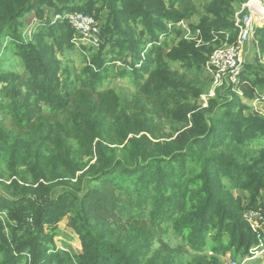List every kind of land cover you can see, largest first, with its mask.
<instances>
[{
	"label": "trees",
	"instance_id": "16d2710c",
	"mask_svg": "<svg viewBox=\"0 0 264 264\" xmlns=\"http://www.w3.org/2000/svg\"><path fill=\"white\" fill-rule=\"evenodd\" d=\"M213 6L214 19L191 26L188 40L182 27L195 0H0V155L9 150L16 166L0 182V264H178L186 248L189 264H225L227 255L264 264L253 258L264 228L247 217L264 226V149L238 158L264 139V114L244 103L264 97V64L246 62L240 83L225 86L233 97L206 108L203 91L171 68L202 71L215 38L236 42L230 4ZM77 12L101 27L79 74L57 57L75 49L77 32L56 17ZM31 14L39 25L27 38ZM128 60L120 75L156 112L101 90ZM169 232L182 247L161 241Z\"/></svg>",
	"mask_w": 264,
	"mask_h": 264
},
{
	"label": "rangeland",
	"instance_id": "374dc122",
	"mask_svg": "<svg viewBox=\"0 0 264 264\" xmlns=\"http://www.w3.org/2000/svg\"><path fill=\"white\" fill-rule=\"evenodd\" d=\"M75 1H79V0H75ZM227 2L230 4V7L234 11L233 22L236 25L238 20L241 19L243 15L246 13L245 6L247 5L248 1L239 3L236 0L233 1L226 0V3ZM262 2L264 4L263 0ZM215 3L216 0H195V10L192 13L191 17L189 18V20L185 22L184 26L182 27L186 39L190 40L191 38V34L189 32V28L191 26L198 27L205 20L212 21L214 19L212 10L219 8V6L217 7L213 6ZM27 23L28 26L24 30V35L27 38H31L38 30L39 21L36 19L35 14H31L27 19ZM103 23L104 22H102V25ZM98 26L101 29L99 22H98ZM261 29L264 31V25H262V28L258 30L256 35L252 39L250 45L246 46L244 51L245 56L243 62H253L255 59H258L262 65L264 64V49L260 47V43H259L262 37V34L260 33ZM238 36H239V32H238ZM238 36H237V40H238ZM226 38L230 40V34H227ZM179 40L180 38L178 39L176 35L172 36L171 38H168L166 41L168 45L167 49H171L173 46H176L177 45L176 43H178ZM236 42L232 44H235ZM74 43H75L74 50H71L69 52L66 51L63 55L58 54L57 57L59 60H62L68 66H71L72 69L79 74L85 69V67H87L91 59V56L94 53H97L99 47L92 46V44L89 43V41H83V39L81 40L78 37L75 38ZM198 44L202 45V41H200ZM225 44H227L226 41L224 42L220 38H215L213 40V43L210 44V47L212 49L215 48L216 50L218 48L223 47ZM149 47L150 46H148L147 49ZM130 63L131 60H128V61L118 62L116 63L115 66H112L111 74L108 80L105 81L104 86L101 88V90L113 89L123 101L141 103L145 105V110L148 111L149 113H151L150 111L156 112L157 109L153 100L141 94L139 86L137 85V83H135L134 78L129 75L126 76L120 75V72L126 69ZM171 68L174 73H176L178 76L182 78L183 82L186 85L190 84L192 88L202 90L203 91L202 96H205V94L209 93L211 89L212 80L209 74L207 73V71L205 70V67H203L202 71L196 70V68L189 70L182 64L174 63L172 64ZM16 71L21 72V68L18 67ZM3 87L4 85L0 84V94ZM202 96L200 97L198 104L199 106L206 108L208 107V104L212 99H208V103L206 104V101L202 98ZM232 97L233 96H231V93L230 94L228 93V88L221 87V89L217 91L216 97L213 99L218 98L219 104L222 105L223 103L226 102L225 100H229ZM244 103L247 104L249 107H251L254 113L264 114V97L261 98L260 100H254V101H249V100L246 101L245 99ZM164 128H165V133L171 135L174 132L175 126H173L171 123H167L166 121H164ZM262 149H264V139L257 140L254 143L246 144L242 149V153L241 152L238 153L239 156L238 158L240 159V161L244 162L249 158L255 157ZM1 153L2 155H0V182L10 183L9 180L11 178V173L14 172L13 169L16 166L11 160L9 150H3ZM22 169H26V168L25 167L16 168V170L18 171ZM61 190L62 187L58 188L57 193H60ZM0 193H2V186H0ZM261 202L264 203L263 196L261 197V199H259V203ZM253 224L259 230H261L262 227L264 228V226L260 224L258 220L253 221ZM63 231L64 228L62 227V232ZM161 241L167 243L172 248L182 247L180 241L177 240L176 236L171 232H169L168 234H164L161 238ZM159 246L160 243L156 242L155 247H159ZM61 247L65 249L67 248L65 245L62 244V242H61ZM186 249H183L181 254L182 258L179 259L178 264H189L192 261V253L189 252L188 249L187 250ZM257 250L258 251L254 253L253 258H255L256 260L258 259L262 260V262L264 263V247L261 250L259 249ZM250 260L249 262L243 261L241 264H253L254 260L252 261ZM223 262L225 264H233L234 261L230 255H227L225 258H223Z\"/></svg>",
	"mask_w": 264,
	"mask_h": 264
},
{
	"label": "built area",
	"instance_id": "2783aa9c",
	"mask_svg": "<svg viewBox=\"0 0 264 264\" xmlns=\"http://www.w3.org/2000/svg\"><path fill=\"white\" fill-rule=\"evenodd\" d=\"M264 1V0H263ZM246 13L238 20L236 26L239 29L238 40L235 44H225L216 49L205 65V70L209 74L212 83L208 94L202 98L208 103V99L216 97V93L221 87L238 85L240 75L246 62L244 61V51L250 45L252 39L262 25H264V4L262 0H250L245 6ZM56 19L67 20L76 30L77 37L83 41H89L92 46H100V29L97 20L85 13H70L64 17L57 16ZM258 214L248 213V220L253 223ZM254 249L253 252H257ZM233 264H240L233 262Z\"/></svg>",
	"mask_w": 264,
	"mask_h": 264
}]
</instances>
